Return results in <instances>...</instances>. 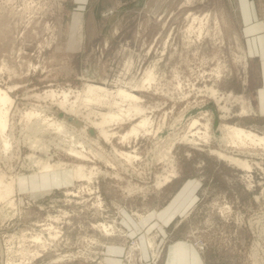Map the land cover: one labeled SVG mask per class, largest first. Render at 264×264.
Instances as JSON below:
<instances>
[{
  "label": "rangeland",
  "instance_id": "374dc122",
  "mask_svg": "<svg viewBox=\"0 0 264 264\" xmlns=\"http://www.w3.org/2000/svg\"><path fill=\"white\" fill-rule=\"evenodd\" d=\"M87 83L135 96L116 99L122 112L138 109L111 120L110 137L91 122L117 110L111 98L76 114L58 105ZM0 88L11 100L0 178L14 186L0 200V264H168L177 241L189 264H264V146L231 143L223 129L264 135V0H0ZM46 116L65 117L66 128ZM204 123L208 140L191 135ZM71 140H83L84 160L66 150ZM33 157L67 162L41 173ZM73 163L92 178L76 180ZM49 223L59 229L51 242Z\"/></svg>",
  "mask_w": 264,
  "mask_h": 264
},
{
  "label": "bare ground",
  "instance_id": "6f19581e",
  "mask_svg": "<svg viewBox=\"0 0 264 264\" xmlns=\"http://www.w3.org/2000/svg\"><path fill=\"white\" fill-rule=\"evenodd\" d=\"M187 1V0H186ZM190 15V14H188ZM193 15V14H192ZM191 15V16H192ZM196 16V15H194ZM193 16V20L194 18H196L195 20H200V19H197L198 17H194ZM202 17V16H201ZM200 17V18H201ZM206 18V16H205ZM192 20V21H193ZM201 21V20H200ZM205 21V20H204ZM190 22V20H189ZM200 23V22H199ZM191 24V23H190ZM203 24V23H202ZM188 25V24H187ZM199 25V24H198ZM190 28V26H189ZM188 28V29H189ZM192 28V27H191ZM204 28V27H203ZM187 29V28H186ZM185 29V30H186ZM199 30V28H198ZM197 30V31H198ZM184 32V31H183ZM200 32V31H199ZM185 33V32H184ZM198 33V32H197ZM202 33V32H201ZM190 38V37H189ZM191 42V41H190ZM183 44V43H182ZM148 72V71H147ZM146 75V78L148 80V82L150 81V79H152V75L151 73H147L145 74ZM78 91V90H77ZM50 95L51 97L55 96L54 92L53 91H49L47 93V96ZM74 98L73 99H69L68 98V95L66 92L62 91V95L57 102H58V105H60L62 107V109L64 108H67L68 112H74L76 114L77 111H79V108L80 106L82 107L83 106V103L84 104H87L89 102H92V101H96V102H101L102 101V98L103 97H109L111 98L110 100L106 101L108 103V105H113L115 104L118 108L116 111H113L112 109L109 110L110 112H107V113H102V112H99V120L97 121H92V125L94 127L97 128V132L98 134L102 135L103 137H110L111 136V133L108 131V128L106 127L107 124L113 120V119H116V118H128V117H131L133 114H132V111H135L138 109V107L136 106H128L126 110H124V112L121 111L122 108L119 107V103L118 101L116 100L118 98L119 101H123L124 99L126 98H135V96L126 91L125 89L123 88H117V89H114L113 91L107 89L106 87L104 86H101V85H98V84H93V83H87L84 87V89H82L81 91L79 90L76 94H74ZM238 98V97H237ZM9 102H11V100L9 99V97L7 96V94L0 88V135L2 136V139L0 138L1 143L3 144V151L5 150V148L9 145L10 141L9 139H7L6 136H4V130L5 128L7 127L8 125V115H7V109H6V104H8ZM113 105V106H115ZM242 108V107H241ZM61 109V108H60ZM244 108H242L241 110H243ZM90 111V110H89ZM246 111V110H245ZM239 112V111H238ZM244 112V110H243ZM39 113L37 112H34L32 110H25L24 111V115L26 118H30L31 116L33 115H38ZM76 116V115H75ZM59 117V116H58ZM42 120H45L47 126L51 128V126H53L54 129H61L62 126L65 127V125L67 124H63L66 122L65 120V117H60L59 119H53L51 118V121L46 117H42L40 118ZM144 118L141 119L140 121V124H135L131 127L130 131H134L136 132L138 130V128L140 127V125H143L144 123ZM69 122V121H68ZM196 121L194 120L191 125H194ZM44 123V122H43ZM42 123V124H43ZM84 123V122H83ZM72 124V123H70ZM69 124V125H70ZM44 125V124H43ZM88 125V124H87ZM74 126V125H72ZM90 126V125H89ZM223 129L226 133V136L225 137H228L227 139L231 142V143H239V144H252V145H259L260 146H264V135H261V134H257L256 132L252 131V130H249V129H244L242 127H239V126H235V125H223ZM44 127V126H43ZM62 127V128H64ZM78 126H74V128H77ZM91 127V126H90ZM203 127H204V130L203 131H199V129H197L196 131H193V133L191 135H194V134H197V136H200V137H203L205 140H208V136H207V133H206V130L208 128V124L207 123H204L203 124ZM45 128H47L45 126ZM66 128V127H65ZM80 128V127H79ZM44 128L41 129V131L43 130ZM81 129V128H80ZM48 130V128H47ZM62 130V129H61ZM69 130V129H67ZM73 130V129H72ZM77 130V129H76ZM83 130V129H82ZM53 131H56V130H53ZM65 131V130H64ZM74 131V130H73ZM78 131V130H77ZM85 131V130H83ZM60 132V130L58 131ZM70 132V131H69ZM192 132V131H191ZM199 132H201V135L199 134ZM57 133V132H56ZM61 133V132H60ZM66 133V132H64ZM224 133V132H223ZM6 134V133H5ZM90 134V133H89ZM97 134V133H96ZM7 135V134H6ZM62 135V134H61ZM59 135V136H61ZM69 135V134H68ZM74 135V133H73ZM98 135V136H100ZM8 136V135H7ZM66 136V134H65ZM75 136V135H74ZM85 136V135H83ZM224 136V135H223ZM70 137H73V136H70ZM96 137V136H94ZM93 137V138H94ZM184 139L188 140V141H191L193 142L194 141V137H189L187 135L184 134V136H182ZM79 138V137H78ZM106 138L104 140H106ZM67 139V138H66ZM87 139V138H86ZM91 139V138H90ZM109 139V138H108ZM58 140V139H57ZM89 140V139H88ZM97 140H98V137H97ZM99 141V140H98ZM85 142V141H84ZM88 142V141H86ZM0 143V144H1ZM78 143V144H77ZM82 143H83V140H82ZM80 141H76V142H73L71 140L70 143H67V148L66 150L69 151V153L71 155H74L76 156V158H79V159H82L84 160L83 158L86 157L83 153V151L80 149V148H77V146L81 145L82 144ZM94 143V141H93ZM30 144H33L32 142ZM77 144V145H76ZM35 145V144H33ZM83 146V144H82ZM81 146V147H82ZM80 147V146H79ZM8 148V147H7ZM64 148V147H63ZM211 152H214L218 157H225L226 154H224L223 152L219 151V150H216V149H211L210 150ZM121 154H123L125 157L127 158H132L131 155L129 153H122L120 152ZM34 158V157H33ZM35 161L37 163L40 164V168L38 170V172H41V173H50L51 171L55 170V169H58V168H63V166L66 164L67 161H65V163L62 161V162H49V160H44V161H40L39 160V157L37 158H34ZM41 159V158H40ZM78 159V160H79ZM42 160V159H41ZM34 161V160H33ZM34 161V162H35ZM37 163H34V164H37ZM241 165L245 166L246 168H249L250 166L247 164V162H242ZM39 167V166H38ZM72 172H73V177L76 178V180H83V179H86L87 181L90 180L92 177V174L94 173L91 169L86 171L85 168L83 167V164L82 163H73L72 165ZM0 176H3L2 174H0ZM4 177V176H3ZM6 178V177H5ZM11 178V177H10ZM9 178V181H8V178L7 181L5 182L4 179L2 181V179L0 178V200L1 199H4L6 196H8L11 192H13L14 190V186L12 184V182L10 181L11 179ZM15 179V178H14ZM163 180H168V176L167 175H164ZM162 180V181H163ZM161 181V182H162ZM15 182V181H14ZM90 189V188H89ZM69 190V189H68ZM89 192H92L89 190ZM68 193L72 194V195H77V193L73 192V191H69ZM13 197V196H12ZM9 200V199H8ZM11 200V199H10ZM8 201V203H11L14 205V203H12V200L11 201ZM97 204H100L99 202H97ZM9 207V206H8ZM11 207V206H10ZM7 209V208H6ZM65 213V211H63ZM62 213V214H64ZM139 215V214H138ZM48 216V215H47ZM57 215H52L53 219L56 220ZM51 217V215H50ZM60 218V217H59ZM50 219V218H49ZM52 219V220H53ZM56 222V221H55ZM94 227L98 228V230L103 234V235H112L114 234V225L112 223H109V222H99L96 223V224H93ZM46 229L48 230V235L50 237V242L53 240V239H56V237L59 235V229L49 223V225L47 226L46 224ZM116 232V231H115ZM21 233V232H20ZM13 234V233H12ZM117 234V233H116ZM115 234V235H116ZM21 236V235H20ZM23 236V235H22ZM31 237V235H30ZM148 238V237H147ZM46 238H42V236L39 234V233H35L32 237H31V241L35 242L38 244V246H40L41 248H46L47 247V244L45 241ZM49 242V243H50ZM147 243L150 247L153 246V240H151L150 238L147 239ZM138 245H136V248H137ZM134 247V245H133ZM131 248V247H130ZM135 248V247H134ZM153 248V247H152ZM27 250V249H26ZM25 250V251H26ZM34 250V249H33ZM22 251V250H21ZM37 250H34L32 253L34 255H37L38 253H36ZM25 253V252H24ZM27 254V253H26ZM31 255V254H30ZM24 256V255H23ZM67 256L65 255L64 253L63 254H60L58 255L57 257L53 258L52 262H55V261H59V260H63L64 257ZM28 258V256H26ZM32 257V255L30 256ZM29 257V258H30ZM36 257V256H35ZM23 259V258H22ZM131 259V258H130ZM28 260V259H27ZM20 261V260H19ZM11 264H24V261L23 262H20V263H14L12 262Z\"/></svg>",
  "mask_w": 264,
  "mask_h": 264
},
{
  "label": "crops",
  "instance_id": "0c3cea01",
  "mask_svg": "<svg viewBox=\"0 0 264 264\" xmlns=\"http://www.w3.org/2000/svg\"><path fill=\"white\" fill-rule=\"evenodd\" d=\"M244 15L246 17H254L255 16L254 10L248 8V10L244 12ZM107 248H108V252H110L111 254L116 253V248H117L116 246L111 245V246H107ZM188 251L189 250L187 249L186 245L183 244V242L181 241L175 242L174 244L170 245L167 250V259H168L167 263L168 264H183V263H186L188 260V264H189L190 259H187V257L189 258ZM143 253H146L145 249ZM108 258H109L107 259V262H109L108 264L113 263V261L115 260L113 256H108Z\"/></svg>",
  "mask_w": 264,
  "mask_h": 264
}]
</instances>
